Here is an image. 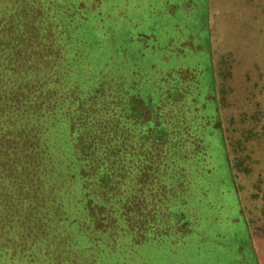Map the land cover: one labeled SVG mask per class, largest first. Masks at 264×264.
Here are the masks:
<instances>
[{
    "label": "rangeland",
    "instance_id": "374dc122",
    "mask_svg": "<svg viewBox=\"0 0 264 264\" xmlns=\"http://www.w3.org/2000/svg\"><path fill=\"white\" fill-rule=\"evenodd\" d=\"M39 58L60 76L67 67L64 88L92 95L93 112L94 95L139 91L137 117L185 82L178 129L167 119L165 131L191 173H176L170 159L162 178V160L148 152L158 141L147 138L129 160L131 181L102 195L112 219L98 221L86 210L79 175L90 172L78 169L69 123L35 150L32 117L8 108L0 264L7 254L14 264H264V0H0V66ZM153 125L161 139L162 118Z\"/></svg>",
    "mask_w": 264,
    "mask_h": 264
},
{
    "label": "trees",
    "instance_id": "16d2710c",
    "mask_svg": "<svg viewBox=\"0 0 264 264\" xmlns=\"http://www.w3.org/2000/svg\"><path fill=\"white\" fill-rule=\"evenodd\" d=\"M208 20L207 18L206 25L209 34ZM66 69L67 67H61V71H63L60 76L58 74V67H48L42 58L36 60L35 64L31 66L17 65L16 63L14 64V61L5 60L3 65L0 66V120L3 122V127L0 128V131L2 136L6 135L11 127L8 124L10 122L8 108L20 107L24 109V117L28 115L32 117V125H30V120H26L25 126L32 127L36 150L43 147L44 138L49 146L53 145L51 143H54L53 140L59 138L60 134L58 136L55 135L56 132L54 130L59 129L61 132L63 130L61 126L68 125L69 123L70 145L72 150H76L75 153L78 156L76 160H80V164H82L81 168L79 167L78 169L82 170L83 168L84 171L90 172L79 175L82 183V194L85 196L84 201H87L89 198L91 200L88 204L89 209H86L90 217L97 220L96 217L98 216V221L103 217V212L109 203V199L106 200L102 196L104 192L110 188L117 187V185L119 187L125 185L126 187L131 181L130 175L133 173H127V170L131 169L133 163H130L129 160L132 159V154L138 151L137 147L147 142V138L152 137V140L158 141V146L156 142H148L150 146L148 152L150 154H157L156 159L162 160V167L165 169L162 172L164 173L162 174V178H167L171 174L169 173L171 169L170 164L167 163L170 159H172L173 167H177L176 173H191L190 168L185 167L184 170V165L182 164L184 162L181 158L183 145L181 146L179 141L175 146L167 144L172 135L170 132L166 133L165 131L167 119L169 123L173 124L172 129H178V119H182V117L178 118L174 116V110L176 112V107L179 103L181 104L180 107L184 110V97L187 95L185 82H182L180 88L178 87L177 92L174 93L176 96H169L171 91H173L170 90L172 88H169V91H166V97L162 96L160 100L156 98L159 95L153 96L156 103L152 104L151 99H149V103L147 102L148 107L141 110V113L136 117L133 115L134 100L143 105V101H140L139 91L123 97V93L115 94L113 98H110L111 96L109 97L108 93H103V98L100 101L94 95L93 112V109L89 108V106H92L90 102L92 101V95H88L86 99H82L75 89L68 90L64 88L63 82L65 77H67L65 74ZM100 91L102 90L100 89ZM38 92L44 96V98L41 97L39 102H37V98L35 97V93ZM32 103L33 110L26 114V105L30 107L28 104ZM170 104L173 106L172 109L169 108ZM215 113L216 111L204 115V123L208 122L209 124L213 118L211 119L208 115ZM93 115L94 121L92 119ZM158 117L162 118V140L153 137V124L156 123ZM150 120H153V122ZM91 121L94 122L93 141H91L93 130L89 129L91 128L90 125H86L91 124ZM146 123H151V127H144ZM214 127L220 134L216 127V121ZM164 139L165 143L163 144ZM190 141L188 145L191 146L196 143L197 139L194 138ZM170 151L173 155L169 153ZM192 154H198V152L191 150L190 156ZM93 156L94 160H91ZM35 158L36 161L39 158L37 153H35ZM176 158L177 162L175 161ZM35 195L36 197L38 196L37 191ZM104 213L108 215V219H112V212L110 210ZM121 216H124L123 211ZM92 223L94 225V221ZM7 255L9 256V261H5L4 264H14L15 256L12 254Z\"/></svg>",
    "mask_w": 264,
    "mask_h": 264
}]
</instances>
